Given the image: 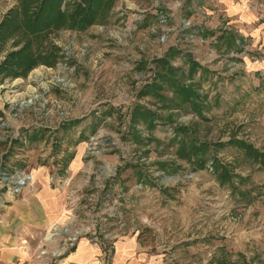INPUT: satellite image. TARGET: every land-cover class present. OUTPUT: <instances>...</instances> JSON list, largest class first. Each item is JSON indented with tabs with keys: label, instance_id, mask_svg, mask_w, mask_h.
I'll return each mask as SVG.
<instances>
[{
	"label": "rangeland",
	"instance_id": "rangeland-1",
	"mask_svg": "<svg viewBox=\"0 0 264 264\" xmlns=\"http://www.w3.org/2000/svg\"><path fill=\"white\" fill-rule=\"evenodd\" d=\"M81 1L63 0L62 12ZM22 6V0H0V66L29 37L23 27L10 31L23 19ZM226 14L216 0H116L86 28L49 25L46 38L31 45L46 59L27 75L0 70L6 99L24 96L28 88L51 89L46 114L56 141L48 157L39 152L40 160L65 179V195L79 200L82 225L98 222V240L110 241L97 243L105 261L115 241L128 234L159 254L162 264H212L221 247L234 259L243 251L251 264H264V170L227 143L238 136L264 151V54L257 49L262 42L257 46L250 35L238 38L242 50L236 40L229 49L231 33L251 27ZM50 52L56 56L48 64ZM182 88H195L200 102L186 100ZM61 113H67L63 125ZM195 137L199 144L227 143L212 147L204 169L194 168ZM17 146L6 147L5 160L17 157ZM212 153L247 178L242 188H257L254 202H242L231 186L220 185L210 168ZM73 159L77 172L70 177L63 165ZM18 160L11 169L22 167ZM178 248L184 252L180 262L173 255Z\"/></svg>",
	"mask_w": 264,
	"mask_h": 264
},
{
	"label": "crops",
	"instance_id": "crops-1",
	"mask_svg": "<svg viewBox=\"0 0 264 264\" xmlns=\"http://www.w3.org/2000/svg\"><path fill=\"white\" fill-rule=\"evenodd\" d=\"M216 1L225 8L232 22L238 26L251 27L249 33L239 31L241 34L235 33V36L242 38L243 35H250L257 46L262 42L257 49L258 54H264V0ZM43 138L42 133L36 132L31 140L34 144L30 155L34 166L32 184L15 199L4 192L0 194V264H13L18 258H27V253L38 245L46 230L56 222H64L68 217L64 188L49 180L54 166L41 163L40 160L39 145ZM74 161L63 165V169L69 170L70 177L77 172V169L74 170ZM143 244L137 235L119 237L112 247V257L105 261L101 247L90 239L82 238L77 247L56 264H162L159 254L149 253L148 246ZM174 251L173 255L180 262L184 255L182 248Z\"/></svg>",
	"mask_w": 264,
	"mask_h": 264
},
{
	"label": "built area",
	"instance_id": "built-area-1",
	"mask_svg": "<svg viewBox=\"0 0 264 264\" xmlns=\"http://www.w3.org/2000/svg\"><path fill=\"white\" fill-rule=\"evenodd\" d=\"M57 79L66 83L64 79ZM46 86L28 88V92L24 96L17 94L15 99L11 95H8L7 99L0 95V142L6 143L5 146L0 145V194L4 192L14 199L20 196L24 189L32 184L34 179L32 171L34 166L31 157L28 159L27 155V146L30 147L28 139H31L34 133L42 132L48 144L45 148L41 147L40 152L48 157L54 150L52 143L56 141L54 140V134L57 132L52 130L49 121L50 114H46V110H48L54 99L51 96V89ZM28 96L30 98L27 101L18 100L21 97L27 99ZM40 109H42L41 112H39ZM25 111L32 112L34 118L24 114ZM66 114L61 113L59 115V125H63L68 121ZM10 144L21 145L17 146L18 153L11 149L14 156H17L11 162L3 157L7 151L6 147ZM19 158H22L19 164L22 167L18 166V170L11 169L10 167L13 164L17 166L15 163L19 162ZM23 164L27 165L26 168ZM49 180L60 186L64 184L65 179L55 171V173L50 174ZM65 199L68 215L66 220L52 224L42 235L38 245L27 253V258H18L13 264H56L60 258L73 251L85 236L93 242L101 243L104 247L110 243V241L98 240V232L96 231L98 222L96 220H87V226L82 225L84 220L81 214L82 206L79 200H76L77 198L70 200L69 194L66 193ZM103 233L104 237H107L108 232Z\"/></svg>",
	"mask_w": 264,
	"mask_h": 264
},
{
	"label": "trees",
	"instance_id": "trees-1",
	"mask_svg": "<svg viewBox=\"0 0 264 264\" xmlns=\"http://www.w3.org/2000/svg\"><path fill=\"white\" fill-rule=\"evenodd\" d=\"M116 0H82L81 2H76L74 5V9H71L70 12L64 13L61 10V4L63 0H22V8L21 11L23 13V19L21 22H15L10 31H19L21 27L25 28L28 33L23 32V35H28V39L23 42L24 38L22 37L20 40L23 42V46L16 51H12L9 53V56L2 62L0 66V70L8 71L9 75L13 76H21L27 75L33 68L36 67L40 60L44 61L46 57L42 59V55L39 53H34L32 51V43L44 40L46 38L45 34L47 33V27L51 25V29L60 28L62 26H70L72 28H86L91 23L94 22L96 16L98 14H104L105 10L109 9L113 6ZM56 4L57 6L53 5ZM49 4V6H48ZM38 7V8H37ZM11 22L15 20L12 18ZM6 24V20L1 24L3 26ZM50 30V29H49ZM45 32V34H44ZM206 30L203 28L201 35H206ZM225 32L217 36V41L220 43L225 38ZM229 39L226 44L229 45V49H232V40H236V46L239 49H243L239 39L231 33V35L227 38ZM241 43L244 44V41L241 40ZM55 54L50 52L49 61L46 62L48 64L53 63L55 59ZM159 64V59L156 60ZM162 61V60H161ZM192 64V63H191ZM193 65H196L193 63ZM198 66V65H197ZM172 68V67H171ZM196 66L192 67V70H196ZM173 70V68L171 69ZM176 80V78H174ZM188 87V86H187ZM183 96L186 100H189L188 96H191L192 100L195 99V103L200 102L199 94L196 92L195 88H182ZM180 91V90H179ZM162 96V94H159ZM202 102V101H201ZM146 115L153 116L152 111H145ZM161 120V119H159ZM192 143L194 145L191 148L190 153L192 154L193 161L195 162V169H204L209 159H207L206 155L208 152L215 147H225L231 145L233 147L238 148L243 152V157L248 161H251L254 164H258L261 169L264 170V151L257 148L253 143L248 142L247 140L233 136L230 137L226 144H222L221 142L212 143H201L199 144V140L197 137L191 138ZM211 165L213 173L216 175L217 180L219 181L221 186L228 184L232 188V192H234L238 200L242 202L246 200L247 204L255 201L256 196L253 194L254 190L257 189L253 186L251 188H242V185L245 184L247 178L243 175H237L235 173V166L224 163L217 155L212 153V157H210ZM164 165V164H163ZM235 177H237L240 182L235 183ZM237 184V186H236ZM258 195V194H257ZM212 264H251L244 253H238V258L234 259L232 254L225 248L221 247L218 249L217 253L212 258Z\"/></svg>",
	"mask_w": 264,
	"mask_h": 264
}]
</instances>
